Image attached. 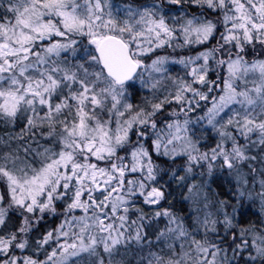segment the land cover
<instances>
[{
  "label": "snow or ice",
  "instance_id": "6c2138e0",
  "mask_svg": "<svg viewBox=\"0 0 264 264\" xmlns=\"http://www.w3.org/2000/svg\"><path fill=\"white\" fill-rule=\"evenodd\" d=\"M0 264H264V0H0Z\"/></svg>",
  "mask_w": 264,
  "mask_h": 264
},
{
  "label": "trees",
  "instance_id": "16d2710c",
  "mask_svg": "<svg viewBox=\"0 0 264 264\" xmlns=\"http://www.w3.org/2000/svg\"><path fill=\"white\" fill-rule=\"evenodd\" d=\"M220 185L221 187L223 188V193H229L230 192V189H231V186L228 184L227 182V178L224 177V176H221V179H220ZM212 188L214 189V191H216L218 194L221 193V188L220 187H217L216 184H212ZM175 195V193H174ZM221 198H226L223 194H221ZM254 211L257 210V208L255 207L253 209ZM183 211H186V209H184Z\"/></svg>",
  "mask_w": 264,
  "mask_h": 264
},
{
  "label": "clouds",
  "instance_id": "9594fccd",
  "mask_svg": "<svg viewBox=\"0 0 264 264\" xmlns=\"http://www.w3.org/2000/svg\"><path fill=\"white\" fill-rule=\"evenodd\" d=\"M256 175H257V179H259V178H260V177H259V174L257 173ZM174 186H176V185H174ZM210 186L212 187V185H210ZM213 190H214V189H213ZM185 195H187V193H186ZM176 196H177L178 198H180V191H179V189H178L177 192H176ZM255 207L257 208V210H259V204L255 205ZM129 259H132V260L134 261V257H129Z\"/></svg>",
  "mask_w": 264,
  "mask_h": 264
},
{
  "label": "flooded vegetation",
  "instance_id": "af4514ba",
  "mask_svg": "<svg viewBox=\"0 0 264 264\" xmlns=\"http://www.w3.org/2000/svg\"><path fill=\"white\" fill-rule=\"evenodd\" d=\"M175 196H176V193H175ZM176 199L179 200V198L177 196H176ZM178 210H180V209H178ZM186 211H187V209H186ZM188 214L191 215V212H189Z\"/></svg>",
  "mask_w": 264,
  "mask_h": 264
}]
</instances>
